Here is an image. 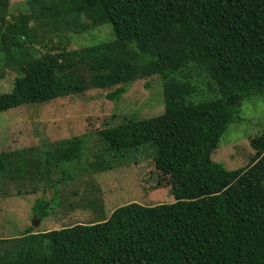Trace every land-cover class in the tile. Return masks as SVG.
I'll return each instance as SVG.
<instances>
[{"label": "trees", "instance_id": "1", "mask_svg": "<svg viewBox=\"0 0 264 264\" xmlns=\"http://www.w3.org/2000/svg\"><path fill=\"white\" fill-rule=\"evenodd\" d=\"M28 5L29 12L11 14V0H0V80L6 70L16 73L13 89L0 91V112L93 89L118 101L131 82L152 77L161 82L164 109L105 125L95 148L73 136L49 141L46 150L2 151L0 182L31 181L32 193L53 190L32 209L41 222L62 205L66 180L82 179L88 192L97 188L96 171L110 169L115 157L143 155L172 200L129 202L109 217L59 229L30 225L21 236L0 237V264H264V132L252 138L243 167L227 169L212 158L241 120L243 103L264 96V0ZM107 23L113 40L63 47L64 29L80 33ZM35 24L59 31L57 44L48 49L45 40L54 38L37 39ZM89 145L93 161L84 160Z\"/></svg>", "mask_w": 264, "mask_h": 264}, {"label": "rangeland", "instance_id": "2", "mask_svg": "<svg viewBox=\"0 0 264 264\" xmlns=\"http://www.w3.org/2000/svg\"><path fill=\"white\" fill-rule=\"evenodd\" d=\"M29 10L28 0H11V14ZM35 25L37 39L54 38L55 42L45 40L49 44L48 49L57 44L59 31L49 33L47 26ZM62 36L63 47L78 49L111 41L114 39V32L112 25L107 23L80 33L74 29H64ZM40 50L44 52L46 49L41 46ZM15 77V72L6 70L5 77L0 80V91L10 92ZM146 80L131 82L118 101H111L106 97L108 90L93 89L84 94L59 97L46 104L22 105L2 111L0 152L22 147H40L46 150L49 141L57 142L73 136L83 137L85 143L89 142L94 147L95 141L97 143L95 133L105 125L122 122L125 117L135 115L145 118L163 111L161 82L157 77L148 79V84ZM263 132L264 96L255 95L243 103L241 120L230 125L212 158L227 169L243 167L253 152L250 143L252 138ZM91 145L84 157L86 161H93ZM113 160L110 169L94 172L97 188L89 189L88 192L85 189L89 187L81 182L82 179L66 180L61 186L62 205L41 222L35 218L32 209L39 197L46 195L51 198L53 190L46 194L44 190L32 193L34 185L31 181L10 184L0 182V237L21 236L30 225L34 230L45 231L75 223L95 222L109 217L116 208L133 201L149 205L172 200L170 186L165 180L162 186H158L157 172L143 155L138 161L124 155ZM74 165L75 163L67 164L68 168L73 169V173ZM86 177L87 175L81 178ZM41 186L39 183L38 187ZM35 222H39L37 226Z\"/></svg>", "mask_w": 264, "mask_h": 264}, {"label": "water", "instance_id": "3", "mask_svg": "<svg viewBox=\"0 0 264 264\" xmlns=\"http://www.w3.org/2000/svg\"><path fill=\"white\" fill-rule=\"evenodd\" d=\"M38 223H39V222H35L34 224L37 226Z\"/></svg>", "mask_w": 264, "mask_h": 264}]
</instances>
